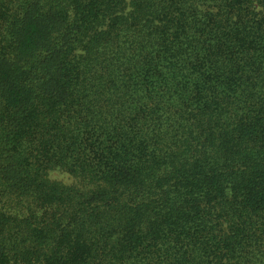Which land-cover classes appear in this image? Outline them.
<instances>
[{
	"label": "trees",
	"instance_id": "trees-1",
	"mask_svg": "<svg viewBox=\"0 0 264 264\" xmlns=\"http://www.w3.org/2000/svg\"><path fill=\"white\" fill-rule=\"evenodd\" d=\"M0 264H264V0H0Z\"/></svg>",
	"mask_w": 264,
	"mask_h": 264
}]
</instances>
